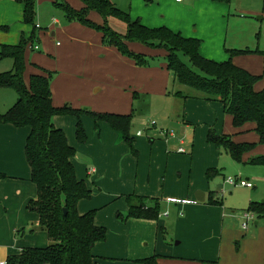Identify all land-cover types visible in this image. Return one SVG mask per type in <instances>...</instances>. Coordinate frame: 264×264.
Returning <instances> with one entry per match:
<instances>
[{"label": "crops", "instance_id": "obj_1", "mask_svg": "<svg viewBox=\"0 0 264 264\" xmlns=\"http://www.w3.org/2000/svg\"><path fill=\"white\" fill-rule=\"evenodd\" d=\"M50 1L53 10H61V15L64 13L65 16L63 8L57 6V0ZM63 1L78 10L85 6L81 0ZM112 1L119 9L128 12L133 20L139 19L149 28L166 26L184 37L200 39L199 52L203 57L215 61L231 58L235 65L261 77L254 86L256 91L264 88V27L255 25L250 21L252 17H247V14H261L263 21L264 0H117L124 5L120 7L116 0ZM23 9L18 0H0V45L17 44L23 34L26 39H33L31 44L39 45L37 50L30 43L26 48L24 79L28 84L31 75L43 73L42 68L56 73L51 83L54 106L70 105L99 113L134 115L136 103L149 104L147 101L152 98L170 100L162 103L167 113L161 128L169 126L171 130L175 129L179 133L178 138L173 131V136H163L159 130H153L146 138L141 135L134 145L135 139L132 143L127 142L107 122H95L91 116L82 115L90 136L79 145L77 139L73 143L69 141L79 153L73 160L77 177L85 180L93 193L99 196L102 205L99 208H104L105 203L116 196L125 198L136 191L144 197L165 198V211L162 210L161 216H167L166 211L168 216H174L172 221L164 224L159 220L140 218H130L123 221V225L116 224L122 241L119 244L97 242L94 253L113 262L125 259L135 264H147L139 260L154 256L157 257L156 264H264V220L255 217L254 226L248 225L247 229H243V223L240 226L250 203L264 199V195L248 194L240 207L227 206L222 199V204H212L209 200L211 197L219 199L218 192L210 189L207 176L209 169L215 168L216 175L224 171L223 167H218L219 161L214 157L212 147L216 145L208 141L210 129L220 135H230L237 143H255V147L243 155L242 162L232 158L245 165L249 164L251 157L264 154V145L255 130L256 123L247 122L236 127L221 101L207 99L204 93L189 89L172 88L175 81L168 69L165 59L168 51L165 48L128 42L132 51L151 57L147 65L140 66L117 47L105 43L101 31L78 21L67 22L66 18L63 23L55 15L44 24L39 16L36 24L40 25L34 27L24 22ZM89 19L99 25L104 24L103 17L96 11L89 13ZM234 49L251 52L231 56L230 51ZM170 112H173L171 119L168 116ZM60 116H54V124L65 129L68 122L67 127L72 132L71 122ZM192 131L193 136L190 134ZM29 133L28 127L0 121V261H7L10 255L19 254L24 248H44L51 244L47 231L40 224L39 214L28 209L29 202L38 195L25 154ZM205 138L213 146L207 147ZM176 140L180 144L179 149L174 145ZM187 141V148L181 152V146ZM198 143L206 148L207 155L197 177L195 175L193 180L189 179L178 189L177 185L166 188L168 176L172 177L174 172L172 165L177 155L185 153L186 160L192 165ZM90 163L97 166L89 167ZM158 172L159 175L156 174ZM147 177L150 180L152 177L162 178L164 191L142 192L146 189L144 181ZM229 177L253 182L254 186L249 188L257 186L250 178ZM88 178L99 191L109 184H114L117 191L104 198L102 191L87 182ZM224 183H227L226 177ZM201 192L204 193L203 202L197 199V195L202 197ZM86 200L78 203L81 214L92 210L94 203ZM128 209L127 203L123 211ZM168 227L176 230L181 247L172 249L163 243L159 245L160 234L165 233ZM185 233L190 236L186 243L183 241ZM146 238L151 239L152 246L145 250L143 242Z\"/></svg>", "mask_w": 264, "mask_h": 264}, {"label": "trees", "instance_id": "obj_2", "mask_svg": "<svg viewBox=\"0 0 264 264\" xmlns=\"http://www.w3.org/2000/svg\"><path fill=\"white\" fill-rule=\"evenodd\" d=\"M24 6L23 20L26 24H36L37 0H18ZM82 9H75L68 3L56 1L62 7L67 22L78 21L104 34V42L115 46L119 51L138 65L145 66L151 57L132 51L128 42H139L151 47L165 48L168 69L175 82L192 87L206 95L207 99L219 100L224 110L233 118V125L240 127L247 122L256 123L260 143L264 145V88L256 91L254 86L261 78L235 65L232 59L215 61L203 57L199 48L201 40L184 37L166 26L149 28L139 19H132L128 12L119 9L112 0H81ZM230 1V0H223ZM91 11L98 12L104 19L99 25L89 19ZM113 16L127 24L126 34H120L108 23ZM33 39L24 34L17 44H1L0 60L10 58L11 70L0 73V88L14 89L18 100L5 113L0 121L17 127H28L25 154L31 166V178L38 187V195L28 204V209L36 211L41 226L47 231L51 244L44 248H24L19 254L10 255L7 264H95L98 256L94 253L97 242L107 240V228L95 221L97 210L84 214L78 211L82 199H90L92 190L85 180L77 177L75 164L76 149L68 140L64 129L57 127L53 118L56 115H75L78 118L76 136L79 142H86L87 132L81 121L82 115L91 116L95 122H107L120 132L124 139L132 143L131 127L134 115L94 112L76 109L70 105H53L51 83L56 73L41 69L27 84L24 79L26 68L25 51ZM31 44V43H30ZM34 50V44H31ZM36 45V44H35ZM251 52L244 49L231 50V56ZM208 141L217 148L224 149L231 157L243 161V155L255 147V143H237L230 135L218 134L210 129ZM253 165H264V154L253 156L248 161ZM217 170L209 169V179ZM128 213L123 220L130 218L159 220L162 214L160 199L128 194ZM212 204H222L220 199L209 200ZM65 208L67 213H65ZM246 212H252L264 220V201H252ZM157 257L139 260L141 263L156 264Z\"/></svg>", "mask_w": 264, "mask_h": 264}, {"label": "rangeland", "instance_id": "obj_3", "mask_svg": "<svg viewBox=\"0 0 264 264\" xmlns=\"http://www.w3.org/2000/svg\"><path fill=\"white\" fill-rule=\"evenodd\" d=\"M116 2L118 3L119 7L124 6V5L120 4L117 0H116ZM59 3L65 4L66 2L62 0V1H59ZM36 11H37L36 22H39V16H40V21L42 24H44V22H46L45 20L50 19L53 15H55L56 18H58L60 21L62 20V22L64 23V18H65L64 13H63V15H61L62 14L61 10H58L59 13L57 11L53 10L52 2L50 0H37L36 1ZM52 11H54V13H51ZM249 16L252 17L253 20H250V21H252V22L254 21L253 23L255 25H257V26L259 25L260 27H264V20L261 21V19L259 18V17H261V14H257V15L247 14V17H249ZM108 23L118 33L126 34L127 24L123 20H121L119 18H115L113 16H110V17H108ZM0 29H2V28L0 27ZM255 36H256V34H255ZM261 37H263L262 34H261ZM12 66H13V61L10 58H5V59L0 60V73L11 70ZM179 87L183 88L184 90L189 89V90L194 91L196 93H202V92H200V91H198L192 87L182 85L179 82H175L172 86V88H178V89H179ZM98 88H100V86H98ZM17 100H18V94L14 89L0 88V111L2 113H5L9 108H11L16 103ZM163 101H164V103L170 102V100L168 101V100H162L160 98H152V99H149L147 101L149 104H144L141 102L136 103L135 110H134V120H133L131 131H130L131 134L133 135L132 137H134V139H135L134 145L137 143V141H139L141 135L146 138L148 136V132H153V130H159L163 136H164L163 131H165V130L173 131L176 135L175 138L179 137L178 136L179 133L175 129L171 130V127H169V126L164 127L165 129L161 128L162 124L164 123V117L167 113V110L164 109V104H162ZM172 114H173V112H170L168 115L170 117V119H171V117H173V116H171ZM62 116H63L64 121H70L71 122L70 127L72 128V132L69 131V127H67L69 125L68 122H66L64 130L67 133L69 141L71 143H73L74 139H75V141L77 139L76 128H77L78 118L75 115H62ZM62 116H60V117H62ZM80 118L83 119L82 116ZM82 119H81V121L83 123ZM169 121L167 119V122H169ZM84 128H86V127L84 126ZM168 128H170V129H168ZM139 131L141 132L140 135L138 134ZM86 132H87L88 136H90V134L87 130H86ZM190 134L193 136V131ZM187 140H189V139H187ZM206 141L207 140L205 138V143H207V147L213 146V145H211V143L206 142ZM78 142L79 141L77 139V143ZM80 143H82V142H79L78 145ZM127 145L129 146L128 143H127ZM174 145H176L179 149L180 144L178 141ZM187 145H188V141H187L186 145L183 144L181 147L186 149ZM197 146H198L197 154H196V157H195L192 165L189 164L188 160H186L187 155H185V153H183V155L182 154H180L179 156L177 155V157H176L177 159L175 160V162H173V165H172V170H174V172L172 174V177H170L171 175L168 176L166 188L168 186H173V185L176 186L177 185V189H178L179 187H181L185 183H187L189 179L192 178L191 180H193L195 175L197 177L198 169H199V167L202 166L203 162L205 161V156L207 155L206 151H205L206 148H202V145L200 143H198ZM178 149H177V151H178ZM212 149L215 152L214 157L219 161L218 167L224 168V171L222 174L216 175V176L212 177L210 179V181H208L210 189L214 190L215 192L216 191L218 192L217 198L222 199L224 201V203H226L227 206L230 205L232 207H240V204L243 203V200L245 199V197L248 194L254 193L257 196H261V195L263 196L264 195V165L256 166V165H250V164H245V165L240 164V163L234 161L232 159L231 155L228 154L226 151H224V150L219 151L216 148V146L215 147L213 146ZM77 154L79 155V153H77ZM94 164L90 163V165H88V166L89 167H95ZM156 174L159 175L160 173L158 172ZM234 175H238V176H241L243 178H250L252 181H254L256 183L257 186L255 188H249V187H243V186L236 187V186H231L227 183H224V177H226V179H228L229 176H234ZM159 178L155 179V177H152L150 180L147 177V179H145V181H144L146 189H143L142 192H149V193L161 192L162 193L164 191V180L161 178L162 179V181H161V179H159ZM134 180H136V176H134ZM87 182L90 183L91 186L96 188V190H98L97 187H95L92 184L90 178L87 179ZM100 190L102 191V193H103L102 195L104 198L110 196V194H113L117 191L114 184L102 186L100 188ZM101 191H99V192H101ZM133 192L136 195H142L136 191H133ZM92 193H93V191H92ZM116 197L117 198L112 199L109 203H105L106 205H104L102 203L105 206L104 208H99L102 205H101V200L97 194L93 193L92 197L90 199L86 200L88 203H91V202L94 203V204H92V209L97 210L96 223L98 222V223H100V225L102 224V226L104 225L108 229L107 240L104 242H101L104 244H111V243L119 244L122 241V238H120V235H121V232L119 231L120 229L119 230L117 229L116 224L123 225V221H127V220H123V216H125L128 213L127 212L128 210L123 211L125 209L127 202H126L125 198H123V197H120V198H118L119 196H116ZM148 197H149V200H150V198H157V196H154V195H149ZM261 200H264V199L260 198L258 201H261ZM165 201H166L165 198L160 199L162 210L165 209L164 208L165 207L164 205L166 203ZM171 218H174L173 214L170 216H161L159 218V222L164 224L166 221H172ZM244 221H247V220H244ZM125 223H127V222H125ZM242 223H243V220L241 221L240 226ZM248 224H249V227H250V225L254 226L253 221H249ZM136 234H138V233H136ZM175 234H176V230L173 229L172 227H168V229L165 230V233L160 234L159 245L161 243H163L166 246L171 247L172 249L176 246L178 248L181 247V244H178V243H181V239L177 238ZM137 237H139V236H137ZM187 240H190V236L188 233H185V238L183 240L184 243H186ZM143 246L145 247L144 248L145 250L150 249L152 246L151 239L146 238L143 242ZM120 262L121 263H128L129 262V263L135 264L133 261H129V260H125V259H123L121 261L119 260V262H116L114 260V262H113L112 259H105L103 257H98L97 262L95 264H115V263H120Z\"/></svg>", "mask_w": 264, "mask_h": 264}, {"label": "built area", "instance_id": "obj_4", "mask_svg": "<svg viewBox=\"0 0 264 264\" xmlns=\"http://www.w3.org/2000/svg\"><path fill=\"white\" fill-rule=\"evenodd\" d=\"M177 2H183L184 0H176ZM39 26V24H38ZM34 48L35 49H38L39 46L38 45H34ZM138 134L140 135L141 132L139 131ZM163 134L165 136H173L174 133L171 132V131H163ZM180 151L181 152H184L185 149L183 147L180 148ZM226 182L227 184L231 185V186H243V187H253L254 186V183L251 182V181H248V180H245V179H241V178H236V177H228V179H226ZM165 215H169V212L166 211L165 212ZM256 215L252 212H245L244 213V220H247V221H243V224H242V227L243 229H247L248 228V223L249 221H253L255 219ZM0 264H7V261L3 260V261H0Z\"/></svg>", "mask_w": 264, "mask_h": 264}, {"label": "water", "instance_id": "obj_5", "mask_svg": "<svg viewBox=\"0 0 264 264\" xmlns=\"http://www.w3.org/2000/svg\"><path fill=\"white\" fill-rule=\"evenodd\" d=\"M259 18H261V17H259ZM201 194H202V197L197 195V199H198L199 201L203 202V201L205 200V198L203 197V194H204V193L201 192ZM262 201H264V200H262ZM65 213H67V209H66V208H65Z\"/></svg>", "mask_w": 264, "mask_h": 264}]
</instances>
